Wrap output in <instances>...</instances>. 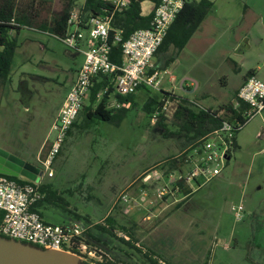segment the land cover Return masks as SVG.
<instances>
[{"label": "rangeland", "instance_id": "rangeland-1", "mask_svg": "<svg viewBox=\"0 0 264 264\" xmlns=\"http://www.w3.org/2000/svg\"><path fill=\"white\" fill-rule=\"evenodd\" d=\"M211 1L213 14L185 49L176 54L170 46L156 55V62L162 92L174 91L199 109L218 110L233 100L250 71L264 83V0ZM84 2L34 0L37 23L60 17L68 7L80 9ZM17 43L9 80L0 93V149L36 166L43 173L36 183L52 185L73 213L91 220L89 224L107 225L106 217L115 220L114 237L94 227L89 230L99 239L88 234L97 249L120 264H150L120 241L136 229L139 248L154 246L168 264H264V111L236 134L238 148L221 171L209 182H193L190 194L179 202L167 198L157 203L155 191L143 182L147 172L140 176L155 165L147 174L165 170L171 158L191 146L183 135L164 138L158 119L154 122L153 113L144 109L147 98L158 91L139 90L120 126L94 119L87 127L79 118L49 178L37 159L56 139L53 125L83 55L38 27L20 30ZM175 107L164 114L168 132L176 130ZM153 184L155 189L160 186ZM143 189L148 198L144 203ZM123 193L137 204L131 201L128 209L118 203ZM239 205L241 220L233 211ZM40 212L51 224L76 220L54 205L44 204Z\"/></svg>", "mask_w": 264, "mask_h": 264}, {"label": "built area", "instance_id": "built-area-1", "mask_svg": "<svg viewBox=\"0 0 264 264\" xmlns=\"http://www.w3.org/2000/svg\"><path fill=\"white\" fill-rule=\"evenodd\" d=\"M104 1L112 6L109 16L98 15L84 18L77 7L70 13L66 33L60 38L56 36L66 47L83 53L84 61L53 125V131L57 133L56 139L50 144V149L44 158L42 154L38 158L49 178L54 176L51 165L86 104L93 80L97 76L115 74L113 95L126 97L136 94L143 87L151 91H161L160 74L153 69V59L172 23L183 9L185 0H160L150 26L136 30L125 41L122 40L120 31H117L111 39L110 31L114 14L127 9L130 0ZM116 43H121L122 47L120 65L110 60L111 48ZM237 96L248 105L243 117L246 123L264 111V83L254 74L245 79ZM171 105L174 103L166 100L161 111L153 115V121H157L161 114H165ZM114 107H119V104L111 99L108 108ZM242 126L243 124L239 122L231 124L225 121L220 129L200 139L197 146L193 148L190 146L188 152L185 151L177 156L180 161L178 169L172 170L168 167L149 174L147 173L153 169L146 171L143 182L155 191L156 202H164L167 198L173 199L174 203L179 202L182 200L181 197L184 199L187 196L184 191L188 190L193 182L202 180L206 183L215 177L229 160L236 128ZM185 166L190 168L186 170ZM153 181L160 186L153 188L155 186ZM41 185L31 181L20 183L0 174V211L2 212L0 236L42 249L71 253L86 264H104L106 259H110L101 249H97L92 244L95 242L88 236L89 230L93 227L92 224L74 220L71 223L59 225L44 220L40 212L42 206L40 203L46 195ZM117 200L128 209L133 201L126 193L121 194ZM147 200V192L143 189L141 202L144 203ZM133 203L137 204L134 201ZM233 211L236 213L237 220H241L243 206L239 205L236 209L233 208ZM146 219L149 220L150 216L148 215ZM124 238L126 241L130 240L127 235Z\"/></svg>", "mask_w": 264, "mask_h": 264}, {"label": "trees", "instance_id": "trees-1", "mask_svg": "<svg viewBox=\"0 0 264 264\" xmlns=\"http://www.w3.org/2000/svg\"><path fill=\"white\" fill-rule=\"evenodd\" d=\"M159 3L160 0H130L128 8L116 12L112 18V30L110 31L111 39L117 31L121 32L122 40L125 41L136 30L148 28ZM71 10L72 7H68L60 17L53 18L50 22L38 24L37 18L39 17V11L34 5V0H0V93L3 92L9 80L12 60L15 51L18 48L17 36L20 30L24 28L35 29L38 27L39 30L50 32L52 35L60 38L67 31V21L70 17ZM111 10L112 6L104 0H85L84 5L80 8L81 15L84 18L98 15L109 16ZM213 12L214 3L211 0H185L183 9L172 23L156 54L167 50L170 46L174 47L176 54H179L188 44L204 20L209 15H212ZM110 60L116 65L121 64V43H116L112 46ZM253 74V71H250L246 75V78ZM114 78L115 74L99 75L93 80V86L91 87L89 98L87 100L88 103L83 106L72 128L77 125L79 118H82V123L80 122V125H85L87 127L94 119L107 122L114 126L121 125L130 111L129 106L132 104L134 105L136 94L126 97L113 95L115 90ZM106 88H108L107 91ZM141 89L151 91L144 87ZM111 99L116 100L119 107L108 108ZM166 100L173 102L176 106L172 114V124L176 127V130L175 132H168V129L164 124V114H161L158 117V125L164 129V138L173 135H183L186 142L190 143L192 148L200 143V139L215 130L220 129L225 121H228L231 124H236V122L243 124L241 128H236V134H238L246 124V120H244L243 117L248 105L239 100L238 96H235L230 103L221 106L218 110H212L199 109L194 103L187 99L178 97L173 93L160 91L159 95H150L147 98L144 104V109L150 113L152 112L154 115L156 112L161 111ZM153 118L154 117L152 116V119ZM232 145V150L238 148L235 138L232 141ZM179 162L180 161L177 157L171 158L170 162H168L169 169H178ZM8 177L17 180L20 183L30 182L11 176ZM41 189L46 196L40 205H54L74 216L76 220H84L88 223L91 221L88 217H82L77 213H73L70 210L69 202H67L58 191L54 190L52 185L42 184ZM184 193L187 195L190 194L188 190L184 191ZM179 206L180 205L177 207ZM1 220L2 212L0 211V222ZM105 224L107 225H101L98 223L93 227L102 233L114 237L113 230L115 229V220L112 217H106ZM88 234L92 239L99 240L93 236L90 231ZM129 234V241L124 239H120V241L131 249L136 250L139 254L145 257L150 264H160L158 260L155 259L157 255L153 251L149 249L143 251L136 246L137 241L134 237L133 230H130ZM81 263L86 264L82 261ZM164 263L166 262L164 261ZM104 264H120V262L106 259Z\"/></svg>", "mask_w": 264, "mask_h": 264}, {"label": "water", "instance_id": "water-1", "mask_svg": "<svg viewBox=\"0 0 264 264\" xmlns=\"http://www.w3.org/2000/svg\"><path fill=\"white\" fill-rule=\"evenodd\" d=\"M0 174L36 182L43 173L18 157L0 149ZM0 264H82L74 254L47 250L0 236Z\"/></svg>", "mask_w": 264, "mask_h": 264}, {"label": "crops", "instance_id": "crops-1", "mask_svg": "<svg viewBox=\"0 0 264 264\" xmlns=\"http://www.w3.org/2000/svg\"><path fill=\"white\" fill-rule=\"evenodd\" d=\"M196 1H199V0H196ZM245 7L247 8V6L245 5ZM209 16H211V15H209ZM208 16V17H209ZM207 19V18H206ZM205 19V20H206ZM204 20V21H205ZM192 39V38H191ZM191 39H190V41H191ZM189 41V42H190ZM189 42H188V44H189ZM187 44V45H188ZM186 45V46H187ZM185 46V47H186ZM185 49V48H184ZM183 49V50H184ZM182 50V51H183ZM181 51V52H182ZM180 52V53H181ZM79 53H81V52H79ZM179 53V54H180ZM82 55H83V53H82ZM157 56L159 55V53L158 54H156ZM156 55H155V57H154V59H153V69H154V71H157V72H159L158 71V68H157V62H156ZM83 58H84V55H83V57H82V61H81V63H83ZM81 67V66H80ZM78 71V70H77ZM77 71H76V74H77ZM254 73V75H255V72H253ZM76 74H75V76H74V79L72 80V83H74V81H75V79H76ZM245 79H246V76L244 77V79H243V81H242V83L238 86V88H237V90H236V92H235V95H234V97L235 96H237V94H238V90L240 89V87L243 85V83L245 82ZM73 85V84H72ZM191 88V85L188 87V89H190ZM5 89V88H4ZM174 90V89H173ZM4 91V90H3ZM169 93H173L174 94V91H171V92H169ZM176 95V94H175ZM62 107V106H61ZM70 131H71V129H70ZM49 149H50V145L49 146H45L44 147V154L46 155L47 153H48V151H49ZM40 154H42V156H44V154L43 153H40ZM179 156V155H178ZM177 157V156H176ZM21 159V158H20ZM21 160H23V159H21ZM38 160V159H37ZM24 162H26L25 160H23ZM26 163H28V162H26ZM29 164H31V163H29ZM160 164V163H159ZM159 164H157V166L159 165ZM156 166V165H155ZM154 166V167H155ZM154 167H152V168H154ZM152 168H148V169H146V170H144L141 174H140V176L145 172V171H148L149 169H152ZM140 176H139V178H140ZM141 200H142V198H141ZM136 226V225H135ZM136 230V229H135ZM134 229H133V231H134V237H135V239H136V241H137V243H136V246L139 248L140 247V240L138 239V236L136 235V231H135ZM152 247V248H151ZM154 246H149V247H147L149 250H151V251H153V252H155L156 254H158V255H160V257L162 256V255H164V254H162L161 252H157V250L155 249V248H153ZM162 260V259H161ZM162 263H164V261L162 260L161 261ZM167 263V262H166Z\"/></svg>", "mask_w": 264, "mask_h": 264}, {"label": "flooded vegetation", "instance_id": "flooded-vegetation-1", "mask_svg": "<svg viewBox=\"0 0 264 264\" xmlns=\"http://www.w3.org/2000/svg\"><path fill=\"white\" fill-rule=\"evenodd\" d=\"M20 178V177H19ZM25 179V178H24ZM27 180V179H26ZM155 253V252H154ZM156 254V253H155ZM157 256L155 257V259H157L158 260V262L160 263V264H162V262H161V260H160V256L158 255V254H156ZM145 258V257H144ZM146 259V258H145ZM147 260V259H146Z\"/></svg>", "mask_w": 264, "mask_h": 264}]
</instances>
